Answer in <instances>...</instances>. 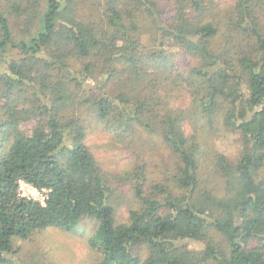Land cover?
Wrapping results in <instances>:
<instances>
[{
	"label": "trees",
	"instance_id": "1",
	"mask_svg": "<svg viewBox=\"0 0 264 264\" xmlns=\"http://www.w3.org/2000/svg\"><path fill=\"white\" fill-rule=\"evenodd\" d=\"M3 1L0 56L15 55L0 64V264L14 240L84 218L100 264H264V0L235 1L243 54L214 51L205 0ZM86 114L116 142L157 136L175 158L151 195L143 168L124 178L140 203L125 223L85 144ZM217 125L241 137L237 162L203 149ZM18 180L49 189L45 206L19 198Z\"/></svg>",
	"mask_w": 264,
	"mask_h": 264
},
{
	"label": "rangeland",
	"instance_id": "2",
	"mask_svg": "<svg viewBox=\"0 0 264 264\" xmlns=\"http://www.w3.org/2000/svg\"><path fill=\"white\" fill-rule=\"evenodd\" d=\"M235 1L205 0V5L209 9L207 14L217 28V34L213 38L214 51L227 46L234 47V51L241 54L246 52L243 39L239 37ZM0 8L8 17V9L3 0H0ZM79 12L89 14L90 10L83 5ZM173 50L176 51L174 48ZM10 53V56L8 54L0 56L1 67H4L11 56L14 57L15 53L13 51ZM120 81L122 82V77ZM87 83L93 84V81H87ZM83 118L86 126L85 144L101 170L107 186L111 188L117 223H125L129 210L137 209L140 203L133 192L137 180L132 178V181L124 183V178L126 176L129 178L131 172L137 167L143 168L141 191L144 195H151L152 186L165 183L172 174L175 158L157 136L148 138V134H136L133 139L122 144L114 141L112 133L104 130L102 125L88 114ZM213 131L215 133H211L207 138L210 146L206 145L202 148L213 149L223 154L232 163L237 162L243 150L241 137L237 133L222 129L220 125H217ZM204 172L208 173L209 168H206ZM209 176L208 185L220 189L222 183L217 176L211 172ZM259 176L264 177V167L259 172ZM164 196L163 192L157 194L159 200ZM96 228L97 223L94 219L84 218L71 232L47 228L35 232L28 241L14 240V246L18 250L11 257L12 264H100V255L88 246V240ZM208 236L209 243L216 249L221 246L223 238L218 232L210 230ZM204 246V243L197 244L194 249L204 248ZM139 253L142 259L146 255L144 249H141Z\"/></svg>",
	"mask_w": 264,
	"mask_h": 264
},
{
	"label": "built area",
	"instance_id": "3",
	"mask_svg": "<svg viewBox=\"0 0 264 264\" xmlns=\"http://www.w3.org/2000/svg\"><path fill=\"white\" fill-rule=\"evenodd\" d=\"M16 184V192L19 198L45 206L50 193L49 189L37 188L24 180H18Z\"/></svg>",
	"mask_w": 264,
	"mask_h": 264
}]
</instances>
